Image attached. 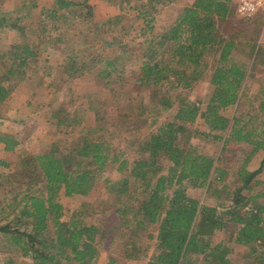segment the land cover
I'll return each mask as SVG.
<instances>
[{
  "label": "trees",
  "instance_id": "obj_1",
  "mask_svg": "<svg viewBox=\"0 0 264 264\" xmlns=\"http://www.w3.org/2000/svg\"><path fill=\"white\" fill-rule=\"evenodd\" d=\"M88 1L54 0L48 6L31 0L28 5L16 6L14 17L0 7V29L26 33L25 40L0 49V61L8 62L5 68L0 64V103L8 101L15 82L24 76L28 59L43 49L42 41L52 39L58 44L56 50L65 55L68 76L95 70L101 86L114 97L130 94L112 88V83L125 82L127 76L142 89H150L156 103L149 108L138 105L137 114L145 118L146 112L152 114L151 129L146 138L132 141L128 154L122 146L126 139L116 136L121 127L115 124L114 113L104 117L90 100L75 119L74 133L78 136L68 145L64 146L67 140H54L47 150H26L15 161L0 158V221L4 220L0 222V264H96L108 236L110 249L120 255L114 257L109 250L111 264L141 258H145L144 264H193L190 253L201 254L210 264H230L232 247L222 239L212 242L210 237L228 223L234 227L230 240L264 254V202L257 200L260 195L264 198V190L250 193L253 186L264 184L256 178L264 168V98L258 103L260 114L255 120L253 116L229 118L221 112L240 99L246 71L235 64L214 67L210 76L213 89L203 107L188 96H181L176 104L169 96L171 88L191 89L205 68L203 57L209 49L220 47L219 60L229 61L238 43L237 34L221 38L220 25L231 21L233 0H191L160 30H155L156 15L160 6L173 0H123L140 20L136 33L124 39L123 26L120 34L96 38L92 32L91 43L76 47L58 28L66 25L70 30L75 16L86 24L91 10ZM36 6L40 11L35 18L29 8ZM122 16L117 13L100 20L96 31L100 25L104 29V25L121 23ZM25 18L30 22H19ZM254 21L257 31L259 18ZM73 32L71 35L80 34ZM253 40L244 41L250 50ZM123 55L126 57L120 62ZM139 57L140 63L133 68ZM79 100V96L74 98V102ZM114 104L122 103L113 100ZM174 105L173 119L158 122L160 109ZM110 111L117 116L126 114ZM198 118L203 120L204 129L187 124H194ZM59 121L57 118L54 123ZM196 138L211 139L213 144L219 141L222 148L231 139L253 144L238 168L240 182L229 192V202L220 200L221 210L217 204H205L187 193L185 183L206 185L207 190L213 176L223 179L228 173L224 166L215 164L220 157L206 154ZM0 142L7 151L18 144L11 134L1 132ZM258 149H263L261 162L247 169L246 161ZM109 165L118 175L115 178L107 175ZM101 179L107 194L102 208H75L68 215L64 212L62 197L87 194ZM95 212L99 217L87 222L84 216L94 217ZM146 224H156L155 234H150H154L156 248L148 254L140 239Z\"/></svg>",
  "mask_w": 264,
  "mask_h": 264
},
{
  "label": "rangeland",
  "instance_id": "obj_2",
  "mask_svg": "<svg viewBox=\"0 0 264 264\" xmlns=\"http://www.w3.org/2000/svg\"><path fill=\"white\" fill-rule=\"evenodd\" d=\"M31 0H0V7L3 8L5 14L15 16L16 6L29 4ZM53 0H38L42 5L51 4ZM191 0H173V2L160 6L161 10L157 13L155 19V30H160V28L167 26L174 19L177 10L184 4L190 3ZM91 7L89 10V15H87V23H83V18L75 16L72 18L73 26L70 30L65 26L59 25L62 35L68 40H72L76 47H81L93 41L90 35L96 38L103 37V35H108L109 33L120 34L125 33V38L128 39L129 35H134L139 27L140 20L135 19L132 12L129 10L128 5H126L123 0H89L88 4ZM38 6L29 8L31 16L36 18L37 13L40 11ZM122 10V11H121ZM86 11V8H83ZM117 13H122L121 23H116V25H104V29L100 25V31H96V27H99L98 23L100 20L106 17H113ZM259 15V16H258ZM106 18V19H107ZM259 18L258 30L255 31V21L254 19ZM28 19L19 22H29ZM229 23L222 22L220 25V35L221 38L226 37L231 33H236V40L238 41L235 48L232 50L229 61L219 60V50L220 47H214L209 49L203 57L205 63V68H203L202 74L198 80L190 88L176 87L169 90V96L173 99L175 104L181 96H188L191 99H197L200 101L201 107L205 105L206 98H208L210 92L213 89V85L210 82V76L214 67L218 64H235L241 69L246 71V76L243 80L242 89L240 92V99L234 104H230L227 107L221 109V112L228 116L229 118L239 117L243 119H248L253 116V119H257L259 111V101L264 98V50L256 46V39L261 27V15L258 13L254 19H236L235 13L233 17L230 18ZM120 26L124 28L121 30ZM104 30V32H102ZM108 30V31H107ZM74 31V32H73ZM73 33H80L74 34ZM88 36L86 37V34ZM89 37V38H88ZM252 37L254 40V48L250 50L245 44L246 38ZM25 40L26 33L21 32L19 29H0V49L7 47L12 41ZM52 39L42 41V45H48L51 47ZM45 45L41 47H46ZM109 50V49H108ZM139 50V49H138ZM121 53L119 52L118 55ZM116 55V56H118ZM64 56V55H62ZM125 55L120 56V62L125 59ZM141 57L134 60L135 66L140 63ZM1 68H5L8 64L6 60L0 61ZM129 69V68H128ZM29 72H31L29 70ZM36 75L34 78L36 79ZM25 75L17 82H15V88L11 92H20L21 94L28 95L23 101L28 102L24 106L19 105L20 100H14L10 102L0 103V132L1 133H13L16 134L20 141V144L15 145L12 151H8V156L5 157L13 159L14 161L21 157L22 153L26 150L31 152H38L40 150H47L52 141L60 140V142L67 140L64 146L68 145V141L72 138L77 137L78 134L74 133L76 129V117L80 110L83 109L88 101H94V110L102 111L104 117H109L114 113L115 124L118 123L117 128L118 137H123L127 142L123 141L122 146L127 150L128 154L133 149L132 141L137 139L146 138L148 136L149 130L151 129L150 123V112H146V118L144 114L139 116L138 105L146 106L149 108L154 103H156L155 98L150 94V89H142L137 82H134L132 77H128L125 82L112 83V88L116 92H129L130 94H118L114 97L112 92L108 89H104L99 83V78L96 76L95 70H88L84 73L73 72L71 77L68 76L67 72L63 73L59 79V88L56 94L50 95L47 91V86L41 89H33L32 79ZM33 78V79H34ZM61 79V80H60ZM34 81V80H33ZM138 93V96L135 94ZM131 95L134 96L131 98ZM79 96V101L74 102V98ZM106 98L103 99V98ZM11 99H13L11 97ZM105 101V106L101 104ZM117 101L122 104H114ZM40 103L42 106L39 107ZM14 104L17 106L19 112L13 111ZM19 105V106H18ZM137 105V106H136ZM176 106L161 108L158 113V122L161 120L173 119ZM38 108V109H37ZM110 109H115L118 112L126 111V114L117 116L115 111H110ZM141 111V110H140ZM29 116L35 118V124L31 122H26L30 120L28 118L25 121L18 119V115ZM260 114V113H259ZM89 112H87V116ZM152 115V114H151ZM55 116V117H54ZM57 118H60L59 124H55ZM85 117L84 121H87ZM53 120V123L51 122ZM7 122V124H5ZM188 125L196 126L198 128L204 129V122L201 118H198L194 124L187 123ZM4 131H3V130ZM7 129V130H5ZM116 139V137H115ZM195 141L200 142V148L208 155L214 158L220 157L215 164L219 166H224L228 173L226 178L216 179L213 176L210 185L206 190V185L204 186H193L189 183H185L186 190L189 195L197 197L205 204H217L219 210H221L220 200L224 203H228L230 199L229 192L239 183L238 168L244 162L245 157L252 149L253 144L251 142L241 141L236 142L231 139L221 147V142L215 144L212 140H204L201 138H196ZM0 144V155L6 154ZM263 149H258L251 153L248 160L246 161V168L251 169L257 167L258 162L262 159ZM107 175L111 178H115L117 175L114 167L109 165L107 170ZM256 178L264 181V168L256 175ZM246 190V189H244ZM264 190V184L259 183L253 186L250 193H256L258 191ZM107 197V194L103 190L102 179L97 180L91 191L87 194H74L70 197H62L61 201L63 203L64 212L68 215L75 208H85V211L89 208L97 206L99 209L104 206L103 199ZM257 200L264 202L263 196L257 197ZM95 207V211L98 208ZM94 217L90 214H86L84 217L87 222L92 221L94 218L99 217V213L95 212ZM11 216V215H10ZM9 216V217H10ZM94 219V220H95ZM4 220L0 221L3 222ZM234 227L228 223L221 229H216L214 233L210 236L211 241H218L220 239L225 240L229 246L232 247L229 256L231 258L230 264H264V254L260 253L258 250L256 252H251L247 246L234 243L231 238L232 229ZM145 231L140 232V239L143 242V247L146 249L147 254L154 251L156 248V239L154 238L156 224H146L144 227ZM154 233L151 237L150 234ZM111 236H108L104 240L103 246H101V252L98 255V262L96 264H111L108 262V253L111 250ZM114 257H120V255L114 250H111ZM245 253H248L246 255ZM1 255V253H0ZM191 262L193 264H210L206 262L203 256L199 253L188 254ZM145 258L141 259H127L123 264H144Z\"/></svg>",
  "mask_w": 264,
  "mask_h": 264
},
{
  "label": "crops",
  "instance_id": "obj_3",
  "mask_svg": "<svg viewBox=\"0 0 264 264\" xmlns=\"http://www.w3.org/2000/svg\"><path fill=\"white\" fill-rule=\"evenodd\" d=\"M53 4H54V0L52 1L51 4H48V6H52ZM28 21H29V19H28ZM29 22H27V23H29ZM11 29L13 30L14 28H11ZM58 30H60V27L58 28ZM20 40L21 39L16 40V41H20ZM12 42H14V41H12ZM57 47H58V44L51 43V47L47 46V48L45 47V48L41 49L39 54H37L35 56H31L28 59L27 65L25 66V72H24V78L26 75L27 77H30V78H26V79H32L33 89L38 90V89H41L42 87L47 86L46 88H47V91L50 95L56 94L57 89L59 88L58 76L61 77V75L63 73H65V68H64L65 55L62 52L61 53L58 52L56 50V49H58ZM62 55H64V56H62ZM29 70L31 72H29ZM35 75L37 76L36 79L34 78ZM27 96L28 95L21 94L17 90L16 92L11 93L10 102H12L15 98V100H17V99L20 100L19 101L20 106H24V104H26L28 102V100L23 102L27 98ZM11 97L13 99H11ZM8 101H9V99H8ZM12 106H14L13 111L19 112V109L18 110L16 109L17 106H15L14 104H12ZM40 106H42L41 103H40L39 107ZM17 115L19 116L18 119H23V120L26 119L27 120L28 118H30V120H32L34 124H35V121H37V120H35V118L30 117V115L29 116H23L20 114H17ZM5 124H7V122ZM5 130H7V129H5ZM9 134H11L18 141V145H19L20 141L17 138L16 134H13V133H9ZM0 144H2L1 147L3 148L4 152L5 153L7 152L4 155L2 153V155H0V158H5L6 156H8L7 155L8 151L4 149V143L3 142H0ZM262 157H263V155H262ZM260 162H261V160L258 162V165ZM254 168H256V167H254Z\"/></svg>",
  "mask_w": 264,
  "mask_h": 264
},
{
  "label": "clouds",
  "instance_id": "obj_4",
  "mask_svg": "<svg viewBox=\"0 0 264 264\" xmlns=\"http://www.w3.org/2000/svg\"><path fill=\"white\" fill-rule=\"evenodd\" d=\"M235 4L236 19H253L258 12L264 10V0H233ZM258 46H264V34H261L257 40Z\"/></svg>",
  "mask_w": 264,
  "mask_h": 264
},
{
  "label": "built area",
  "instance_id": "obj_5",
  "mask_svg": "<svg viewBox=\"0 0 264 264\" xmlns=\"http://www.w3.org/2000/svg\"><path fill=\"white\" fill-rule=\"evenodd\" d=\"M258 13L261 15V27H260V31H259V34H258L257 39H256V46H257L258 48H262V49L264 50V46H258V45H257V40H258L259 36H260L261 34H264V10H261V11L258 12Z\"/></svg>",
  "mask_w": 264,
  "mask_h": 264
}]
</instances>
